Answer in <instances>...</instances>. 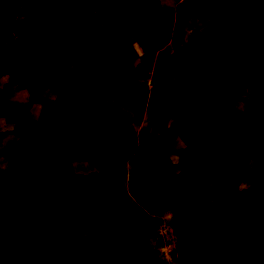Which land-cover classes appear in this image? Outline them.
Instances as JSON below:
<instances>
[{
  "label": "trees",
  "instance_id": "1",
  "mask_svg": "<svg viewBox=\"0 0 264 264\" xmlns=\"http://www.w3.org/2000/svg\"><path fill=\"white\" fill-rule=\"evenodd\" d=\"M133 1L145 20L151 19L158 7L157 0ZM99 3L122 24L112 0ZM53 4L54 8L57 3ZM65 4L70 6L69 1ZM201 9L204 15L223 16L237 25L240 21L229 13L247 15L254 22L246 37L252 44L248 49L218 42L202 44L206 59L221 67L213 87L205 90L195 105L171 97L172 77L166 68L171 61L161 60L168 76L156 88V101L176 124L160 128L154 146L137 143L129 131L119 148L129 157L127 191L136 206L122 197L115 200L109 177L94 160L78 164L71 158L70 171L64 177L53 176L49 168L70 140L81 141L83 153L98 150L111 161L117 150L96 142L103 118L129 112L134 121L146 98L120 100L109 92L105 104L97 103L105 107L104 113L86 117L63 116L60 107L65 101L60 100L48 117L41 119L39 129L12 128L3 106L30 112L32 104L42 99L50 77L31 69L37 56L33 36L37 26L32 20L21 24L16 39L0 53V264H146L150 258L145 250L148 239L159 245L157 226L163 219L153 220L150 227L136 226L137 212L150 203L173 204L168 222L178 242L190 236L185 247L197 257V263L245 264L249 255L264 250V0H216V9ZM2 25L0 18V38L5 39ZM149 33L152 38L161 36L155 29ZM79 59L70 58L68 83L82 79ZM228 61L235 67L226 65ZM14 68L28 74L25 101L8 97ZM132 80L126 75L120 86ZM245 94H249L248 103L243 100ZM83 95L88 101L98 100L86 91ZM208 98L214 101L205 110ZM224 130L244 134L246 142L236 139L239 145L229 143L221 135ZM47 134L53 135L55 147L45 143ZM164 146L177 155L176 161L161 151ZM219 154L236 165L238 178L246 183L243 188L224 187L218 180ZM158 159L162 164L157 167ZM11 235L15 239L4 245L3 238ZM238 238L240 247L233 242Z\"/></svg>",
  "mask_w": 264,
  "mask_h": 264
},
{
  "label": "rangeland",
  "instance_id": "2",
  "mask_svg": "<svg viewBox=\"0 0 264 264\" xmlns=\"http://www.w3.org/2000/svg\"><path fill=\"white\" fill-rule=\"evenodd\" d=\"M69 1L70 8L76 6L77 4H82L86 6L99 5L100 0H65ZM114 2V7L119 14L120 22L122 23V27L125 28L126 31H131L132 34L138 36L136 37V43H142L144 38H151L152 40H156L157 44H165L167 47L166 41L168 40L170 30H167V27L163 26L162 33L158 39L152 38L148 31L154 28L153 20L151 21L149 18L145 20L144 15L137 11L136 4L132 3V0H112ZM162 1L166 4L165 7L170 6L176 8L177 13V28L175 29V33L173 37L184 38L183 44L181 48L177 49L172 47L171 55L165 54L164 60L171 63L170 65V75L171 82L169 83L170 92L172 89L173 96L176 90L180 89L183 85V90L187 93H191L190 96H184V98L191 104H196V95L194 92V88L198 86L199 77H202L204 72L207 71V65L210 63L213 64L214 71L209 73V79L213 83L217 73L219 71V67L221 64L212 63L206 59L207 53L203 49L202 44L206 42H218L224 45L235 44L242 46L245 49L250 48L252 42L246 38L248 34L254 28V22L249 19L247 15L239 11H232L236 13H229V15L233 19H238L240 21V25L234 20L226 19L223 16H218L217 19H214V15L205 16L202 12L201 8H213L216 9V0H158ZM57 3L53 8L52 3ZM69 7L62 2V0H0V18L3 20L2 30L6 33V38H0V53H4L6 51L7 44L14 41L19 34V28L22 23L28 24L31 20L33 25L37 26L39 29V35L43 36V39L50 38L51 47H60L62 51L64 48H68V22L72 15L74 17L79 16L80 11L68 10ZM169 10V9H168ZM240 13V14H239ZM146 30V31H144ZM44 31V34L42 32ZM98 38H101L98 36ZM90 42L92 40L88 37ZM174 41V39H173ZM164 46V47H165ZM89 51L88 53H91ZM69 52L65 53L62 56V59L52 60V61H43L41 63H37L34 66V70H39L40 68H48L51 67L54 69L57 66H66L69 62ZM83 53L81 56L87 58L92 54ZM173 56L172 60H169L168 57ZM51 63V64H50ZM40 64V65H39ZM226 65L234 66L233 61L225 62ZM166 65V67L168 66ZM210 66V65H209ZM174 67V69H171ZM235 67V66H234ZM168 69V68H167ZM50 73V72H47ZM157 72H155V77ZM92 76V75H91ZM88 76V77H91ZM168 74L164 76V80L167 78ZM188 76L190 80L188 82L183 81V77ZM27 76L19 71H14L12 73V83L13 88L10 91V99L11 100H21L25 101L28 95L27 90L23 89L22 92L19 91L21 88V82H24ZM163 80V81H164ZM160 82L159 85L163 83ZM203 84L204 88H211V82ZM94 78H89V82L87 83L88 87L94 86ZM20 87V88H19ZM90 87V89H91ZM201 87V86H200ZM19 88V89H18ZM156 90V88H154ZM151 96V95H150ZM157 94H153L151 96V104L153 106L156 104ZM148 97V95H147ZM249 94L243 95V100L248 103ZM213 100V99H212ZM60 100H55V105L58 104ZM212 101H208L206 104V108L211 106ZM155 103V104H154ZM211 103V104H210ZM42 101H37L33 106L32 110L28 113H24L20 108L15 106L5 105L3 106V112L11 118V127L14 129L24 130V131H33L39 129L41 125V119H46L48 115L52 112V110H39L40 106H42ZM44 104L48 106V108H53V100H45ZM159 104V103H158ZM85 106V105H84ZM156 106H160L156 105ZM87 106L84 108L86 109ZM81 106L78 108L80 113L86 114V111ZM160 108V107H159ZM163 110V108L161 107ZM163 112H165L163 110ZM126 112H115L110 117L103 118L102 127L100 134L98 135L97 144L100 146L110 145L117 150V157H114L111 161H107L104 154L101 151L90 149L87 152H82L83 143L81 141H68L65 143L64 148L61 152V157L49 168V171L53 176L56 177H64L70 171L69 160L73 158L76 160L78 164H82V162H86L87 160H94L97 162L103 169V173L109 177V183L111 185L112 195L115 196V200H119V197H122L125 201L132 202L133 205L136 206L133 198L127 193V177L128 172L130 171L131 165L128 161V156L123 154L119 150V146L114 139L116 138L114 133H108L107 124L110 123L117 128L121 129V125L125 123L126 127ZM93 115V114H91ZM86 116V115H85ZM84 117V116H83ZM170 120H164L161 124L157 126H151L148 124V119H145L144 122V136L138 138L136 141H139V144L144 145H156L158 143V130L160 128L166 127L170 124ZM132 127V124H129ZM124 127V129H125ZM226 141L229 143H235L236 139H240V141L244 140L246 142V136L244 134L234 133L230 130H224L221 134ZM239 145V143H235ZM63 146V145H62ZM57 150H59L57 148ZM60 151V150H59ZM162 152L168 153L173 161H176L178 158L176 154L169 153L168 146H164L161 148ZM119 155V157H118ZM216 160L221 164V170L217 174L218 180L224 187H236L243 188L246 183H243L237 176V168L236 165L224 154H219L216 157ZM162 164L161 159H158L155 162V166H160ZM165 211L162 209V217L158 216V213L152 212L150 210L145 211L142 208L137 212V220L136 226L145 225L152 226L154 225L153 220L158 218H163V220H169L170 215L169 211L173 210V204H169L166 206ZM15 239V236H6L3 238L4 245L11 243ZM185 238L179 240L177 250L174 254L176 264H203L197 263V257L193 255H186L187 248L185 247L186 243ZM233 242L238 247L242 246V240L240 238L234 240ZM149 247L145 249L149 253V260L146 264H164L161 262L160 254L158 253V245L154 241L153 238L148 239ZM178 256V258H177ZM132 261V260H131ZM121 264H129V263H121ZM167 264V263H165Z\"/></svg>",
  "mask_w": 264,
  "mask_h": 264
},
{
  "label": "crops",
  "instance_id": "3",
  "mask_svg": "<svg viewBox=\"0 0 264 264\" xmlns=\"http://www.w3.org/2000/svg\"><path fill=\"white\" fill-rule=\"evenodd\" d=\"M62 2L66 3L65 0H62ZM157 2L158 7L154 10L153 16L151 15L152 18L149 19L151 21L153 20V29L158 30L161 35H163V26L167 27V30H170L168 40L166 41L167 47L165 46V44H157L156 40H152L151 38H148V36L147 38L143 39L142 43H136V37L138 39L139 37L132 34L131 31H126L125 28L122 27V24L114 21L111 10L103 4L86 6L78 3L77 8L76 6L75 8H70L69 6L68 10H71V12L73 10L80 11V14L77 17H74V15H72L70 18H68L69 22L67 37L69 46L67 49L64 48L62 51L60 50L59 46L51 47L50 38L43 39V36L41 37V35H39V29H37L35 35H33L34 40L37 43V56L35 57V61L31 65V69L33 71H41L44 73L50 72L47 73L48 75H50V77L44 95L41 99L43 104L42 106H40L39 110L53 111L56 108L55 100L58 99L65 101V104H62V106L60 107V113L63 116L86 117L91 116V114L95 115L104 113L105 107L100 108L97 106V103L101 102L105 104L108 99L109 92L114 93L120 100L130 96L136 98L145 97L146 104L143 109L139 110L138 117L134 119V121L133 115L129 112H126V127L125 123L121 125V129L110 123L107 124L108 133L115 134L116 138L114 139V141H116L120 146L126 139L129 131H133L135 140L141 138V136H144L143 129L146 118L148 119L150 128L153 125L157 126L159 122L161 124L164 120H170V124L172 125L176 124L175 119L167 117L166 113L163 112V110L161 109V105L156 106L159 105L156 100V104L154 103V106L150 102L151 96L154 93L157 94L154 88H157L159 86L160 82L164 80V76L166 75V69L161 64V60H164L163 56L165 54L171 55L172 47H175L177 49L181 48L183 41L185 40L184 38L180 37V33L179 38L173 37V35L176 34L175 29L177 28L176 26L178 21L175 6L171 8L170 6L165 7L166 4L164 2L158 0ZM132 3L135 4L133 0ZM149 32L150 30L148 31V33ZM37 34L38 36H36ZM42 34H44V31L42 32ZM98 36H100L101 38H98ZM116 36L117 38H115ZM88 37L91 38L92 42L95 40H100V42L95 46H91V42ZM89 51L92 52L88 53ZM67 52H69L68 54L70 58L72 56L80 57L77 69L82 79H80L79 81L68 83L70 58L67 65L64 67L57 66L54 69L52 67L50 69L42 67L39 70H34V66L37 65V63H41L45 60H57L59 59V57H61L59 59L61 60L62 56ZM83 53L92 55L84 58L83 56H81ZM209 65H207L208 72H204V75L202 77H199L200 82L196 83L198 84V86L194 88V92L196 95L195 100L199 99L202 96L203 92L208 89L204 87L206 83L210 81L209 73L215 70V66H212L213 64L210 63ZM166 68H168L167 70H169L170 65H168ZM171 69H174V67H172ZM14 71L22 72L27 76L26 78H28V74L19 70L18 68H14L12 70V73H14ZM155 72H157L156 77ZM12 73L10 77V91L13 88V83L11 80ZM126 75H130L133 80L124 86H120V83ZM89 78H94L95 80L94 86H90L91 89L87 86ZM139 78L147 79V83L144 85H139L134 81ZM189 80L190 78L188 76L183 77V81L188 82ZM26 81L27 79L24 82L20 83L21 88H18L20 92L23 91ZM203 84H205L204 87L202 86ZM213 84L214 82H211V87H213ZM183 88L184 86L182 85L181 88L176 90L175 94L171 97L185 99L184 96H190L191 93H186ZM83 91L96 95L98 97V100L88 101L87 98L84 97ZM170 94L172 95V89ZM45 100H53V108H48V106L44 104ZM208 101H212L211 103L213 104L214 100H212V98H208L206 100V104L208 103ZM35 103L36 101L32 104V106ZM84 105L87 106L86 109L84 108ZM81 106L86 111V114L82 115V113L78 111V108ZM210 107H205V110H208ZM31 108L30 111L32 110ZM129 124H132V127ZM97 139L98 136L96 137V141ZM136 142L139 143V141ZM45 143L50 144L54 147L56 146V144H54L53 135L51 134L46 135ZM64 146L65 145H63L61 148H64ZM114 157H117V153L114 155ZM166 206L167 205L163 203H150L142 209L145 211H154L158 213V216L162 217L163 212H161V210L163 209L164 212L168 211L166 210ZM171 213L172 210L169 211L170 216ZM189 238L190 236L186 237V241H188ZM184 254L188 256L191 255L189 253ZM263 259L264 250L260 253H252L251 255H249L245 261V264H260Z\"/></svg>",
  "mask_w": 264,
  "mask_h": 264
},
{
  "label": "built area",
  "instance_id": "4",
  "mask_svg": "<svg viewBox=\"0 0 264 264\" xmlns=\"http://www.w3.org/2000/svg\"><path fill=\"white\" fill-rule=\"evenodd\" d=\"M157 232L160 240L158 251L161 258L167 264H176L174 254L177 250L178 238L173 226L168 220L161 221L157 226Z\"/></svg>",
  "mask_w": 264,
  "mask_h": 264
},
{
  "label": "water",
  "instance_id": "5",
  "mask_svg": "<svg viewBox=\"0 0 264 264\" xmlns=\"http://www.w3.org/2000/svg\"><path fill=\"white\" fill-rule=\"evenodd\" d=\"M136 83H138L139 85H144L147 83V79H144V78H139V79H136L134 80Z\"/></svg>",
  "mask_w": 264,
  "mask_h": 264
},
{
  "label": "clouds",
  "instance_id": "6",
  "mask_svg": "<svg viewBox=\"0 0 264 264\" xmlns=\"http://www.w3.org/2000/svg\"><path fill=\"white\" fill-rule=\"evenodd\" d=\"M177 258H178V256H177Z\"/></svg>",
  "mask_w": 264,
  "mask_h": 264
}]
</instances>
